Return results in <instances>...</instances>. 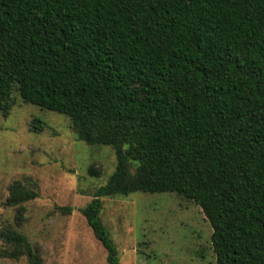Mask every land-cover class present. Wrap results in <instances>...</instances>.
<instances>
[{
  "label": "trees",
  "instance_id": "16d2710c",
  "mask_svg": "<svg viewBox=\"0 0 264 264\" xmlns=\"http://www.w3.org/2000/svg\"><path fill=\"white\" fill-rule=\"evenodd\" d=\"M14 89L115 149L81 208L109 264L120 258L103 199L134 192L199 205L216 264H264V0H0L5 117ZM36 197L14 183L7 204L20 219ZM1 236L41 264L25 235Z\"/></svg>",
  "mask_w": 264,
  "mask_h": 264
},
{
  "label": "rangeland",
  "instance_id": "374dc122",
  "mask_svg": "<svg viewBox=\"0 0 264 264\" xmlns=\"http://www.w3.org/2000/svg\"><path fill=\"white\" fill-rule=\"evenodd\" d=\"M9 103L7 117L0 109V264H30L1 236L12 229L27 237L41 264H109L81 208L114 172L115 149L80 140L66 114L24 101L17 89ZM19 182L37 192L20 219L7 204ZM67 206L72 213H64ZM101 219L120 264H216L209 220L178 193L105 197Z\"/></svg>",
  "mask_w": 264,
  "mask_h": 264
}]
</instances>
